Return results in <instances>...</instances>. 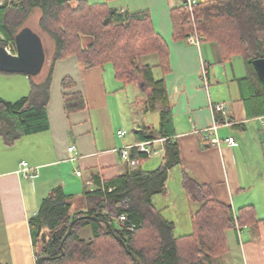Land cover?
Masks as SVG:
<instances>
[{
	"label": "trees",
	"instance_id": "16d2710c",
	"mask_svg": "<svg viewBox=\"0 0 264 264\" xmlns=\"http://www.w3.org/2000/svg\"><path fill=\"white\" fill-rule=\"evenodd\" d=\"M36 7L42 11L41 30L54 41L49 73L40 83L31 81V90L23 99L0 98V136L13 143L49 129L47 106L54 67L58 61L76 56L87 69L110 65L124 87L137 86L144 96L145 111L158 112L160 122L158 127L143 126L133 134L142 142L165 139L167 158L157 170L138 168L86 191L87 210H74L72 197L63 187L53 189L30 219L38 264H216L229 250L226 233L235 229L236 220L245 227L258 219L253 206L234 213L231 204L216 197L210 184L187 171L183 187L188 198L199 205L193 233L177 237L175 225L154 206L153 196L165 192L168 172L181 157L177 143L171 140L175 128L165 79L171 71L170 48L155 30L150 12L119 11L88 0H7L0 8L1 46L15 49V36ZM171 17L174 40L197 33L200 40L217 42L224 59L244 58L248 76L241 80L243 99L255 116L264 115V84L253 65L255 59L264 57V0L201 1L192 13L184 3L172 9ZM151 54L158 55L157 65L142 62ZM155 68L160 70L159 78ZM75 85L69 76L62 81L64 90ZM63 98L67 114L88 108L81 91L64 92ZM139 154V159L147 158L146 153ZM123 214L127 215L125 222L119 219ZM89 224L94 236L86 240L78 231Z\"/></svg>",
	"mask_w": 264,
	"mask_h": 264
},
{
	"label": "crops",
	"instance_id": "0c3cea01",
	"mask_svg": "<svg viewBox=\"0 0 264 264\" xmlns=\"http://www.w3.org/2000/svg\"><path fill=\"white\" fill-rule=\"evenodd\" d=\"M6 1L0 0V8ZM88 1L106 3L119 11L148 10L155 30L170 48L171 71L165 79L175 128L171 140L178 145L181 162L169 170L165 192L153 196L154 206L175 225L177 237L192 234L199 205L188 198L183 187V173L189 172L199 181L210 184L216 197L231 204L234 213L247 206L255 208L258 222L243 227L240 237L236 229L227 231L229 250L219 264H264V115L255 116L243 99L241 80L248 76L244 58L236 55L224 59L217 42L200 38L198 42L193 34L174 40L171 11L187 0ZM201 1L207 0H197ZM36 9L41 16L39 7L32 12ZM109 66L87 69L76 56L58 61L47 106L49 129L24 135L13 143H7L0 136V263L38 264L30 219L38 214L56 187H63L72 202L76 196L80 197L86 208L80 206L83 211L87 210L86 191L138 168L154 171L165 163L163 138L154 140L151 148L157 153L139 159L138 167L122 159V147L142 141L135 136L127 140V133L124 138L118 135L119 130L127 128L111 111L114 98L111 91L118 88H109V83L116 82ZM28 76L0 73V82L6 83V94L0 93V98L16 102L27 96L31 90ZM67 76L76 85L64 90L62 81ZM72 91L84 94L88 103L86 110L66 113L63 94ZM219 103L227 105L226 114L216 109ZM216 121L220 123V146H212L205 139L206 131ZM159 122L135 121L133 130L158 127ZM229 137L234 138V143L225 141ZM72 144L78 150L75 160L70 159ZM134 154L140 156L136 151ZM22 161L31 167L28 176L20 172ZM73 209H77L74 203ZM87 227L90 231L83 237L80 232ZM78 233L81 238L91 240L93 226L85 225Z\"/></svg>",
	"mask_w": 264,
	"mask_h": 264
},
{
	"label": "rangeland",
	"instance_id": "374dc122",
	"mask_svg": "<svg viewBox=\"0 0 264 264\" xmlns=\"http://www.w3.org/2000/svg\"><path fill=\"white\" fill-rule=\"evenodd\" d=\"M39 18H40V10L36 9L34 12H32L28 16V18L25 20L24 24L21 27V29L26 26L31 27L34 31H36L37 33L41 35L43 43H44L47 58H46V63L44 65L43 70L41 71L40 74L36 76L27 75L30 78V81L37 82V83L38 81L42 82L43 79L48 75L50 64H51L52 57H53L54 50H55L54 41L52 40V38L41 30L39 23H38L40 20ZM158 59L159 58L157 54H151V55L143 57L142 62L144 64H149V65L154 66L158 63ZM239 59H242V58L239 57ZM154 71H155L156 78H159L160 70L158 68H155ZM21 75H26V74L21 73ZM114 82L115 81H113V83ZM0 84H1L0 93L6 94L4 92V89L6 88V83L0 82ZM122 86L124 87V84L122 82H119L118 80H116L115 84L109 83V88H113L114 90L118 88V90L115 92H112L110 90L114 97L112 99L111 111L114 117L127 128V130H125L127 132V137H128L127 140H130L132 139L131 137L134 136L133 128H134L135 121L141 124L144 121L147 122L149 120L150 121L160 120V114L158 112H148L147 113L145 111L146 108H145V103L143 101L144 96L139 91L137 86L128 85L124 88ZM73 203H74L75 208H77L76 210L78 211H80L79 209L80 206L82 209H86L85 205L82 204V200L80 197L76 196V198H74ZM89 229L90 228L87 227L86 229L82 230L80 234H82L83 237H86L87 232L90 231ZM226 255L227 254L219 258L216 264H219V261L224 259Z\"/></svg>",
	"mask_w": 264,
	"mask_h": 264
},
{
	"label": "water",
	"instance_id": "95a60500",
	"mask_svg": "<svg viewBox=\"0 0 264 264\" xmlns=\"http://www.w3.org/2000/svg\"><path fill=\"white\" fill-rule=\"evenodd\" d=\"M14 44L15 53L0 45V70L10 73H27L30 76L40 74L47 58L41 35L31 27H23L16 34ZM253 65L264 84V57L255 59ZM86 217L101 220L96 216L86 215ZM77 220L78 218H75L71 221L68 235L71 234ZM109 226L112 228L111 224ZM66 238L64 237L63 242ZM117 238L121 240L119 235H117ZM123 244L126 245V242L123 241ZM131 254L134 256L133 252Z\"/></svg>",
	"mask_w": 264,
	"mask_h": 264
},
{
	"label": "built area",
	"instance_id": "2783aa9c",
	"mask_svg": "<svg viewBox=\"0 0 264 264\" xmlns=\"http://www.w3.org/2000/svg\"><path fill=\"white\" fill-rule=\"evenodd\" d=\"M198 4L197 0H187L185 2V7L186 9L192 13L194 7ZM193 37H195V39L199 42V37L197 35V33L193 34ZM7 49L12 52L15 53V49H12L11 47H7ZM216 109H218L219 111L223 112L224 114H226L227 112V105L225 103H219L216 105ZM264 118V117H263ZM220 126V123L218 121H216L214 123V125L208 129V131H206L205 133V139L206 141L210 142V145L212 146H220L222 143V140L219 137L218 134V128ZM126 131L124 130H119L118 131V135L120 137H125L126 136ZM225 141L229 142V143H234V138L233 137H229L227 138ZM154 141H146V142H138L132 145H127L124 146L120 149V155L122 157V159L128 163L129 165L133 166V167H138L140 164V160L138 157L134 156V151H136L137 153H146L147 155H153L156 154L157 152L151 148V144H153ZM70 152L72 154L71 156V160H75L77 158V145L76 144H72L70 146ZM21 168H20V172L22 173V175L24 176H28L30 171H31V167L28 165V163L26 161H22L21 162ZM78 175H81V171H77ZM121 221L125 222L127 220V215L123 214L120 216L119 218ZM134 227V225H133ZM246 227V226H245ZM242 226L238 223V221L236 220V226L235 229L239 235V237L241 236V230H242Z\"/></svg>",
	"mask_w": 264,
	"mask_h": 264
}]
</instances>
